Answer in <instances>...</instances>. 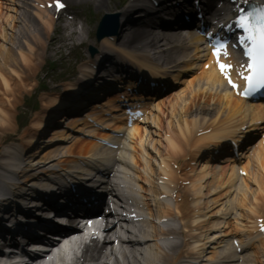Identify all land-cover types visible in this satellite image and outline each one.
<instances>
[{
	"label": "bare ground",
	"instance_id": "bare-ground-1",
	"mask_svg": "<svg viewBox=\"0 0 264 264\" xmlns=\"http://www.w3.org/2000/svg\"><path fill=\"white\" fill-rule=\"evenodd\" d=\"M34 1H37V2L39 1V3H40L41 0H34ZM82 1L83 0H77V1L75 0V2H82ZM93 1L94 2H101L102 0H93ZM13 4L15 5L14 2H13ZM106 6H107V4H106ZM19 8L21 10H19ZM19 8L15 7V9H14L16 15L11 16V17L6 19V21H7L6 23L10 24V28H8V30L10 31V35L7 34V36L11 37V38H13V36H14L12 28L16 27V26H13L11 28V26L14 22L15 23L17 22V19L22 24V27L19 29L20 30L19 33H21V32L33 33V30H37V28H35L36 24L41 21V15L38 14V13H40V10L37 9V10H35V13H32V23H29V25H28L27 21L23 22V17L27 13H29V9L33 8V5L30 4L29 1H26V0L21 1ZM18 10L20 12H18ZM132 13H133V4L128 5L127 7H125V9L123 11L120 12L121 17L124 19V21L121 23V27L126 26V24L128 23L127 15L132 14ZM145 23L149 24L148 21H144L141 24H145ZM31 24H33L34 28H29L31 26ZM37 26H38V24H37ZM49 28H50V25L48 26V28L45 29L44 32H42V34H40L41 37L40 36H39L40 38L38 37L39 40H36V43H39V46L41 43L40 42L41 38L49 40V36H50V34L48 33ZM6 30H7V28H6ZM16 32H17V30H16ZM139 34L145 38L146 44L148 46H150L154 50L155 53H159L160 52L159 50L161 48H164L163 50L166 51L167 50L166 46H168L169 43H171L170 49L175 50V53L178 55L182 54L183 50H187V48L189 46H194V54H195L197 49H200V47L202 45V39H200L199 37H197L191 33L189 34V38L186 39L188 41L189 46L182 45L183 39L186 38V35H182L181 32H179V34H176L175 36H173L172 39L168 38L167 37L168 35L165 33L154 34V32H152V30L151 31L146 30L145 28H142L141 31H139ZM23 39H25L26 42ZM23 39L20 43L24 47H26V45H27V48L32 49L33 48L32 44H35V38L31 39V42H30L31 45L28 44L29 41L25 37H23ZM107 43L109 45L111 44L109 41H107ZM176 43H178V44H176ZM14 46L15 45L13 42V45H10V47L7 48V56H4V57L1 56L2 61H3L2 66L6 65V64H10L11 66H16L17 64L19 66H21V65L23 66L25 63H27V61L28 62L30 61L29 56H30V53L32 51H29V52L27 51V53H26L25 51H23L19 47H17L16 50L14 49L12 51L10 48H13ZM15 52L18 53L20 56L19 62H17L18 58L15 59V57H14L16 54ZM194 54L191 56H194ZM166 56L168 57V55H166ZM202 56H206V54H203ZM121 57L123 59L128 60V61H130V60L136 61L137 59L142 60V58H144V56H140L139 58L136 59L131 53H127V52H121ZM176 57H177V55H176ZM207 60H209V58H207L206 61ZM10 65H8V66H10ZM28 65H29V63H28ZM138 65H140V69L142 68L144 70V68H146L144 63H143V66L141 64H138ZM203 65H204V63L199 65V67L201 68L200 70L202 72H201L200 77L197 79V82H194V80H192V81L189 80L186 83L188 86V89L192 92L191 95H192L193 101L190 102V105H188V106L185 105L183 108H180L179 111H177L178 115L175 116L174 121H176L178 123V125H177V123L175 122L176 123V130L178 128V132H175L176 130H174L173 128H170V129H168V133H166V135H165V141H166L165 142V145H166L165 148H166L167 154H169L171 160L173 158L172 155L182 154L185 151V147L194 142V139H191L194 134H192V128H190V127H195L197 125H201V127H203V128H208L209 125L216 122V121H212L211 123H209V122L205 123V121H204L206 119H209L208 115L212 114V111H209V110L214 108V107L206 109V107L203 108L202 105L201 106L196 105V103L202 102V100H200V97L203 94L206 95L209 90L214 91L212 93V95L214 97L222 98V95H220V94L223 91V89H222L223 86L222 85L220 86L221 79H220L218 73L216 72V70L213 67L209 68L208 71L203 70ZM191 66H193V64L190 65V67ZM152 73L157 74L156 70H152ZM161 73L163 75V72H161ZM0 78H2L4 80V78L2 76H0ZM175 79H177V78H174V80ZM4 81H5V83H4L5 88L7 89L6 92L9 94V96H14L16 93V90H12L10 88V84H9L10 82L8 80L7 81L4 80ZM175 82H176V80H175ZM193 86H195L197 88V91L193 92V90H192ZM201 89L203 91H205V93L199 92ZM3 95H5V94L3 93ZM227 96H229V98L233 99V96L230 93H227ZM226 100L228 102L227 111L230 113L229 117L235 116V114L237 113V110H236V107L232 104L233 100H229V99H226ZM203 102L205 104L207 103V101H203ZM53 103H54V101H53ZM218 103H219V100H218ZM195 105L198 106V108H194ZM12 106H13L12 102H10L7 99L1 100V98H0V143H1L2 139L6 136L7 130L8 129L10 130V128L12 127L11 117H9L10 116L9 111H10V108ZM100 106H104V105H100ZM159 106L160 105L157 104L156 109L159 110L158 112L163 114L162 109ZM215 113H216V115H218L217 112H215ZM78 122H80V117H78V116H76V118H69L67 127H74V125L77 124ZM218 123H219V121L217 122V124ZM189 125H191V126H189ZM40 126H41L40 123L36 124V128L38 131H40L39 130L41 128ZM226 130H227L226 127H222V130L220 131V133L225 134ZM218 132H219V129H217V130L210 129V133H208L204 136L202 135V137H200L199 142L195 143L196 145H194L195 146V152H194L195 158H197V157L200 158V156H201L200 152H202L204 149L205 150L206 149L211 150L212 146H214V144H217L219 142L221 137L215 138V135L218 134ZM62 133H63V131H61V130L56 131L55 134H53L54 137H52L50 139V142L59 138L60 137L59 135H61ZM142 137H143L142 136V129H141V127L137 126V127H135V129L133 131L130 132V136L128 138L131 141L133 140V143H135V144H137V142H138L140 147H141ZM26 140H30V138L27 137ZM182 145H184V147L181 148ZM82 146H84V147L86 146L87 151H85L84 153H82L80 155L94 154L98 149V147L96 145L89 143V142L84 143ZM131 148H133V147H131ZM38 151L40 152L39 148L34 151V155H36L38 153ZM8 153H11V155L15 157V148H13L12 146H9V147H5L3 149V158H2L3 160L1 158L0 159L2 160V162L3 161L4 162L0 163V165L2 164L4 166L6 164V166H7V159H9V156L6 157V155ZM51 154H53V152H46L45 154L42 155V157H48ZM68 156H71V154H68ZM14 157L10 158V160L11 161L14 160ZM90 157H91V155L88 156V159H90ZM163 159H162L163 163L166 164L165 160H163ZM64 161L65 160L63 159L62 162H64ZM60 162H61V160H60ZM166 165L168 166V162ZM10 166H12V163L10 164ZM259 167L260 168L262 167L261 164L259 165ZM161 172L167 173L169 176V179L171 180L173 178V182H174V174H173V172L170 171V169L167 168V169L162 170ZM209 174H211V180H210V183L208 184V187H209L208 192L209 193L212 191H215L217 189H218V191L225 190L223 183H225L228 187H232V183H233L234 179L236 178L234 166L228 168V170L222 169L218 174H215L213 171L211 173L208 170H206L205 172H201V169H200V178L197 180H193L192 183L190 184V187H189L192 194L194 196H198L194 199V201H192L191 204H193L194 206H197L198 204H200V211H199L200 213H201V208H202V203H201L202 200L201 199L203 197L202 190L204 188L203 180ZM3 182H4V180L0 179V183H3ZM255 183L258 184V187L256 188V190L250 189L251 192L254 193L252 195V199L247 198V195L244 194L243 195V202H241V205H244L245 203H254L255 207H254V210L252 212L253 214H255V209L257 208L256 205H258V202H259L257 195H260L262 198H264L263 197L264 193L262 191L264 184H263L262 178H260V179L257 178ZM174 184H175V182H174ZM211 184H213V185H211ZM185 190L186 189H184L183 192ZM168 191H169V189L165 190V192H168ZM162 193H164V191ZM223 193H224V195H226L225 192H223ZM133 195L136 196V199L139 202L144 204V202L142 200H145V199H143L144 197H143V195H140L139 191L133 193ZM156 195H157V193H156ZM186 200H187V197H186ZM214 201H215L214 203H217L218 197H215ZM181 208L182 209L180 211L176 210V208H175V212L179 213V215L182 219L183 217H185L183 213H186V208H187V212L189 210H188V205H186V206L183 205V206H181ZM170 210L172 211V209L168 206L160 207V212H161L160 215L163 217H169L170 216L169 215ZM5 216L6 215H4L3 218H6ZM204 217H205V214H203V216L201 218H204ZM198 221L199 220H196V219L194 220V222H198ZM247 228H248V231L250 232V234L253 233V226L249 225V226H247ZM142 236L148 238L146 240L147 241L146 243L140 244V245L139 244H130L129 245L130 253L124 252L122 255L120 254L122 261H123V264H141L142 260L145 261V264H159V263H163V262H169L170 260H171L172 264H178L181 262L182 257L184 258L181 251L176 253L174 256H172V254L160 251V244L167 242V239L165 238L166 233H157L155 231L152 232L150 230L149 224H146L142 228ZM259 238H260V236H259ZM255 239H256V237L249 236L248 241L252 244L255 242ZM150 241H154V244L153 245L148 244ZM258 241L259 240H257V242ZM259 242H261V241H259ZM227 247L229 248V246H227ZM244 249H247V247H244ZM192 250L193 251L198 250V244H194L192 247ZM218 254L219 253L214 252V256H212L210 258V260L207 264H223V262L225 260H230V259H231V261H233L232 264H238L240 257L238 255H234V254L218 257V262H215L214 259L218 256ZM222 254H224V253H222ZM143 255L145 256V258ZM101 256H102V254H97L94 257L85 258V261L83 260L81 262L83 264H84V262H85V264H88L89 262L92 264H99L98 261H99V259H101ZM191 262L193 263V261H191ZM226 263H228V262H226ZM116 264H120L118 262V260H117ZM163 264H166V263H163ZM187 264H189V263H187Z\"/></svg>",
	"mask_w": 264,
	"mask_h": 264
},
{
	"label": "snow or ice",
	"instance_id": "snow-or-ice-1",
	"mask_svg": "<svg viewBox=\"0 0 264 264\" xmlns=\"http://www.w3.org/2000/svg\"><path fill=\"white\" fill-rule=\"evenodd\" d=\"M230 3L231 0H228ZM57 8H63L64 5L59 3L57 0ZM239 16L235 21V24L238 28L243 29L247 35L239 36L238 39L243 42L245 39L252 40L253 46L247 49V54L251 59V62L248 64V69L251 72V75L244 76L243 73L240 75L248 82V87L245 89L244 95L247 96L260 88H264V11H261L258 16V24L255 29L250 24V17L252 13L245 14L243 9H238ZM256 32L259 33L257 37ZM211 34V33H209ZM228 41L225 38L217 41L213 54L215 56V63L219 66L220 72L227 78L229 84L233 88H237L238 85L232 80L231 69L232 65L225 63L221 56L227 55Z\"/></svg>",
	"mask_w": 264,
	"mask_h": 264
},
{
	"label": "rangeland",
	"instance_id": "rangeland-1",
	"mask_svg": "<svg viewBox=\"0 0 264 264\" xmlns=\"http://www.w3.org/2000/svg\"><path fill=\"white\" fill-rule=\"evenodd\" d=\"M34 70L35 71H39V68H40V66L39 65H37V64H34ZM27 71L24 73V75H23V78H24V80H23V82H21V87L26 83V81H27ZM24 83V84H23ZM18 93H16V100H18V101H20L19 99L21 98V97H19L18 98ZM20 96V95H19ZM233 207H235V203L233 204ZM230 208H231V204L230 203H228V200L225 198V201H224V203H223V201L220 203V204H218L217 205V207L215 208V210H221V212H224V210H226V211H228V210H230ZM237 212H239V214H241V211L242 210H244V209H235ZM235 217H239V215H238V213H233L231 216L230 215H227V220L226 221H231V220H233L234 221V219L233 218H235ZM223 219V217L222 216H219V215H216V217H212V219H211V221L214 223V224H216V226H215V228H216V230H217V232H222V231H224V228H222L223 227V224H224V221H221Z\"/></svg>",
	"mask_w": 264,
	"mask_h": 264
}]
</instances>
